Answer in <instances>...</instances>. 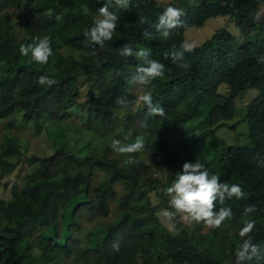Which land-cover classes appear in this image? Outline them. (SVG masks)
Wrapping results in <instances>:
<instances>
[{
	"label": "trees",
	"instance_id": "obj_1",
	"mask_svg": "<svg viewBox=\"0 0 264 264\" xmlns=\"http://www.w3.org/2000/svg\"><path fill=\"white\" fill-rule=\"evenodd\" d=\"M123 1L121 8L116 0H24L26 36L20 41L5 13L12 0H0V120L10 117V127L29 123L40 133L45 122L68 120L74 110L89 129L108 130L122 119L118 136L126 144L143 138L152 165L167 177L143 183L140 151L123 162L109 154L111 146L85 155L59 146L48 157L33 156L22 185L14 187L9 199L0 197V264H264V15L259 20L255 16L264 0H201L174 27L160 23L164 9L174 4ZM105 4L117 16L116 29L100 45L84 33ZM217 16H234L246 38L239 41L220 29L201 46L191 47L193 51L181 47L188 28ZM255 29L258 39L249 37ZM45 36L52 48L47 64L20 54L22 43ZM126 45L132 55L121 54ZM141 50L145 55L138 58ZM150 61L162 63L164 75L145 84L142 95L152 92V107L163 108V117L153 115L134 91L139 69ZM42 75L55 83L38 84ZM82 77L89 83L84 101L79 100ZM222 84L228 95L219 92ZM251 88L259 91L246 116L251 143L217 139L214 126L234 116L236 97ZM204 108L203 128L190 139L186 128ZM211 135L220 149L207 159L197 157L198 147L205 149ZM0 146L1 178L25 159V151L12 135ZM197 161L209 178L215 174L218 184H228L229 190L239 185L243 193L239 199L228 192L217 195L213 212L226 209L231 215L208 231L203 221L185 225L165 192L177 173L183 174L185 163ZM99 171L107 176L97 182ZM116 183L124 186L123 194H117ZM153 192L161 203L152 202ZM116 199L117 218L99 222L82 241L77 232L82 216L108 217ZM161 208L170 210L176 231L159 219ZM248 222L255 227L241 237L239 231ZM245 240L251 246L241 260L235 253Z\"/></svg>",
	"mask_w": 264,
	"mask_h": 264
},
{
	"label": "rangeland",
	"instance_id": "obj_2",
	"mask_svg": "<svg viewBox=\"0 0 264 264\" xmlns=\"http://www.w3.org/2000/svg\"><path fill=\"white\" fill-rule=\"evenodd\" d=\"M161 5L174 4L185 13L189 6L199 3L201 0H158ZM123 0L120 2V7H124ZM26 4L24 0H12L11 6L5 11V13L12 19L14 29L18 35L20 41L24 40L26 33L24 30ZM183 15V14H182ZM264 15V4L260 10L256 13V19L259 20ZM224 29L231 35L238 38L239 41L246 38L241 31L239 25L236 22L234 16H217L213 17L205 22L203 26L190 27L185 31V45L194 47L201 46L207 40H209L217 30ZM258 29L250 32V38L258 39ZM261 35V34H260ZM80 101H84L88 97L89 83L85 77H82L79 85ZM145 90V84L138 82L135 92L139 96ZM219 92L222 95H228V87L226 84H222L219 87ZM259 91L256 88H251L245 93L239 94L236 97V105L234 116L231 119L220 122V125H215V137L225 140L228 144H246L251 143L249 124L247 121L248 105L256 99ZM140 102V101H139ZM123 109V108H122ZM124 112L121 113V116ZM207 117V108H204L199 119L191 121L186 128V135L191 139L192 135H196L202 130L201 121ZM220 117V116H219ZM220 118H224L223 116ZM10 117L0 120V141L6 140L10 135L17 137L21 142L25 151V159L18 164L15 170L11 173L0 178V197L9 199L13 194L15 186L20 187L22 185L23 175L29 171L33 163L31 161L33 156L48 157L54 153L55 149L59 146H67L75 152L85 155L90 149H95L98 153H103L107 146H111L113 140L120 142V145H125L126 142L118 136L119 129L123 127L122 119H119L110 129L104 130L102 127L89 129L84 124V118L78 111L74 110L70 119L65 121L45 122L40 133L36 131L33 125L19 121L16 127L9 126ZM214 135L210 136L206 143L205 149L198 147L196 156L202 159H207L217 149H220V145L214 140ZM110 155L119 158L121 161L126 162L129 158V154H120L115 148L111 147ZM1 151V146H0ZM190 156V153L185 154ZM140 157L142 159L141 167V180L143 183H147L153 179L165 180L167 174L165 171L154 167L150 160V155L146 149L140 151ZM106 173L99 171L97 174V182L106 178ZM117 194L121 195L125 192V188L122 184L116 183ZM169 194L170 200L172 196ZM152 202L154 204L161 203L160 197L153 192L151 194ZM119 200L116 199L112 202L111 214L108 217H102L98 214L90 215L85 214L81 218L80 229L77 230L82 241H86L87 233L93 229L99 222L106 223L108 221L115 220L119 213ZM183 222L187 226H192L195 221L191 219H185L186 214L179 212ZM158 217L161 222L169 229L176 231V222L170 212L166 208H161L158 212ZM210 228L206 226L205 230ZM237 233V230L234 231ZM81 264V263H79Z\"/></svg>",
	"mask_w": 264,
	"mask_h": 264
},
{
	"label": "clouds",
	"instance_id": "obj_3",
	"mask_svg": "<svg viewBox=\"0 0 264 264\" xmlns=\"http://www.w3.org/2000/svg\"><path fill=\"white\" fill-rule=\"evenodd\" d=\"M120 3V0H116ZM110 4V0H109ZM109 4H105L98 10L99 19H95L93 26L85 31L84 35L90 37V41L95 44L103 45L104 41L111 40L116 29L117 16L109 12ZM183 11L174 6H168L164 9L163 15L160 17V23L168 27L176 26L177 18L181 16ZM167 36V33L164 34ZM185 51H193L190 46L181 45ZM22 56H31V60L38 64H47L49 57L52 55V48L50 46V37H36L31 43H22L19 48ZM122 55H132L131 49L126 45L121 50ZM145 51L141 50L136 53V56L143 57ZM182 55V54H181ZM149 67L140 68L139 75L135 79L141 84H148L157 78L164 75V65L156 61H150ZM185 65H180L184 67ZM38 84L52 85L55 80L49 78L47 75H42L38 78ZM138 100L144 105L149 106L153 115L163 117L165 111L163 108L152 107L153 95L152 92H145L139 96ZM127 139V137H125ZM111 147L115 148L120 154H132L141 151L144 147L143 138H137L134 142L120 145V142L113 140ZM129 159V163H131ZM219 177L215 174L209 178V171L197 161L195 164L185 163L183 165V174L177 173L171 186L165 189L167 194H175L172 196L170 206L175 208L177 212L185 213V219H191L195 222L203 221L209 228H219L226 218L230 217L231 212L226 209H221L217 214L213 212L214 201L217 195L222 197L223 192H228L229 196H236L239 199L242 196V190L239 185L233 184L229 190L228 184H218ZM247 211H252L248 208ZM255 227L254 222H248L240 229L239 235L241 237L247 236ZM251 246L250 240H245L236 251L235 255L238 259H244L246 253ZM255 251V247H252Z\"/></svg>",
	"mask_w": 264,
	"mask_h": 264
}]
</instances>
